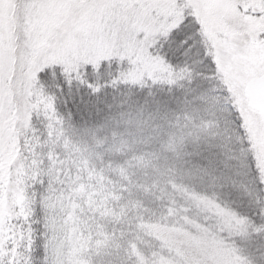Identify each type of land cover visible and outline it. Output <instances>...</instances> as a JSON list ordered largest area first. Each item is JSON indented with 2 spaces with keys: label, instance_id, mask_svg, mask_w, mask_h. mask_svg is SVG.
Instances as JSON below:
<instances>
[{
  "label": "snow or ice",
  "instance_id": "obj_1",
  "mask_svg": "<svg viewBox=\"0 0 264 264\" xmlns=\"http://www.w3.org/2000/svg\"><path fill=\"white\" fill-rule=\"evenodd\" d=\"M0 264H264V0H0Z\"/></svg>",
  "mask_w": 264,
  "mask_h": 264
}]
</instances>
